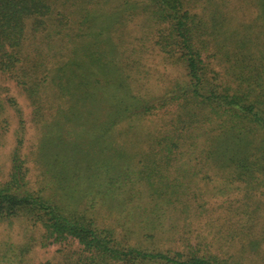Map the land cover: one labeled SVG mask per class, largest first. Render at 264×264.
I'll return each instance as SVG.
<instances>
[{
  "label": "trees",
  "instance_id": "obj_1",
  "mask_svg": "<svg viewBox=\"0 0 264 264\" xmlns=\"http://www.w3.org/2000/svg\"><path fill=\"white\" fill-rule=\"evenodd\" d=\"M78 2L0 0V73L21 87L32 108L30 154L37 174L34 189L20 156L26 140L21 110L14 98L0 93V113L10 117L11 104L19 115L10 173L0 184V222L21 219L37 227L42 235L33 246L61 245L58 258L47 264H232L200 246L190 250L191 240L181 237L173 218L186 213L178 208L181 184L169 180L165 167L186 141V152L199 157L197 141L206 135L203 166L243 183L246 197L264 187V39L258 44L247 39L232 54L223 50L225 40H216L217 53L228 61L234 57L238 82L231 89L223 79L206 75L201 21L190 14L191 0H149L152 15L168 26L163 44L155 45L181 63L186 80L161 95L144 96L132 90L129 59L115 56L111 39L138 2L106 3V15L75 6ZM219 26L214 22L213 30ZM218 30L212 32L217 37L223 34ZM173 103L181 104V111L172 132L157 139L134 131L130 121ZM128 137L145 142V149ZM234 141L236 151L224 146ZM242 207L233 215L245 214ZM105 215L115 217L112 224L103 222ZM240 221L234 218L235 225H246ZM176 238L184 241L185 251L163 244ZM243 240L238 238V251L245 250ZM0 248V261L19 264L32 246L18 253L11 252L12 244Z\"/></svg>",
  "mask_w": 264,
  "mask_h": 264
},
{
  "label": "rangeland",
  "instance_id": "obj_2",
  "mask_svg": "<svg viewBox=\"0 0 264 264\" xmlns=\"http://www.w3.org/2000/svg\"><path fill=\"white\" fill-rule=\"evenodd\" d=\"M78 1L75 6L80 3L87 10L100 9L101 14L104 15L108 13L106 3L113 5L123 1L138 2L131 11L133 14L130 13V16L126 17L128 21L125 26L116 27L112 34L113 38L111 37L117 46L116 48L119 49H116L117 54L115 56L119 59H129L130 68L128 69H130L133 82V91L142 92L144 96L150 97L161 95L173 87L176 82L186 80L181 63L167 57L163 49L155 45L156 43L163 44L168 33V26L166 22L160 21L152 15L149 0ZM190 5V14L196 16L197 22L201 21L197 24V29L201 34V54L206 75L210 79L219 80V82L223 79L231 86V89H236L238 79L235 76L237 71H234V57L231 56V60L228 61L227 57L217 53L215 43L217 39H219V43L225 40L226 48L224 47L223 50L232 54L238 52V47L247 44V39H249V43L256 44L264 39V0H191ZM214 5L220 7L221 13H217ZM85 16V13L82 14V19H85ZM214 22L220 23L219 30L218 28L213 30ZM85 27L82 28L85 29ZM215 30L223 34L217 37L212 33ZM245 64L250 66L252 62L246 59ZM21 90V87L17 86L14 80L8 79L0 73L2 98H14L16 100L21 110L20 116L25 122L26 140L23 142L20 156L22 159H26L24 166L30 169L28 178L33 183V188L36 189L37 174L30 154L34 150L35 124L32 121V108L28 105V101ZM7 105L11 114L10 117L5 112L0 113V184L6 181L10 173L9 158L16 145L14 132L19 128V115L11 104ZM180 106L181 104L173 103L158 107L152 113L143 116L141 120L135 119L130 123L137 134L142 133L145 138L146 135L152 134V137L159 139L175 129L173 125L176 124L180 115ZM203 114H207V110ZM205 127L208 131L211 130L210 126L205 125ZM205 137L206 135L197 141V144L201 142L202 151H196L199 157L189 155L190 151L186 152V141V144H181V148L179 145L173 151L171 157L174 159L171 158L168 162L169 166L165 167L169 180L180 183L179 192L183 193L180 196L181 202L178 208L183 209L186 213L183 216L176 215L173 217H176L178 222V232L184 240H191L190 250H194V247L198 249L200 246L201 250L215 253L232 264H264V187L258 186L251 197H246L243 183L231 181L222 172L203 166L201 158L205 156V150L202 142ZM244 137L242 147L245 145ZM127 139L132 141L134 145H138L139 148H144L146 144L145 142L142 143L141 140V145L143 144L141 146L138 140H133L130 137ZM235 144L236 141L227 146V142H225L224 146L226 145V148L234 146L233 150L236 151ZM225 154L227 155L223 152L222 157H228ZM189 156H191L190 160L187 159ZM218 156L220 157V155ZM183 163L189 166H185L186 168L183 169ZM143 189L145 190V188ZM242 204L244 205L242 210H246V213L242 216H234L232 210ZM231 216H234L236 220H243L240 223H246V225H235L234 218ZM113 219L115 220V217L105 215L103 222L112 224ZM246 220H252V222ZM250 231H253L254 235L249 233ZM117 232L121 234L122 231L118 230ZM133 233L130 238L132 242H135L137 238ZM41 235V230L21 219L0 222V245L2 247L12 244L15 248L11 252L18 253L22 247L32 246L29 252L22 255L19 264H47L48 260L54 262V257L58 258V250L62 249L61 245L54 244L46 248L32 245V240H37ZM238 238L244 239V251H238L242 246L238 244ZM182 242L184 241L180 238H176L175 241L163 240L165 246L170 245V248H174V250L185 251ZM254 242L256 244L253 246ZM1 253L3 252L0 248V256ZM10 255L15 257L13 254ZM0 264H8V262L1 260Z\"/></svg>",
  "mask_w": 264,
  "mask_h": 264
}]
</instances>
